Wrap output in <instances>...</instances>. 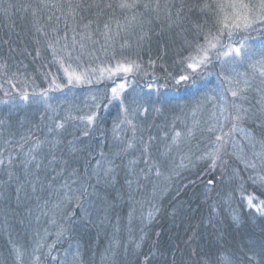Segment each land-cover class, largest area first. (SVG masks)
<instances>
[{
    "label": "trees",
    "instance_id": "16d2710c",
    "mask_svg": "<svg viewBox=\"0 0 264 264\" xmlns=\"http://www.w3.org/2000/svg\"><path fill=\"white\" fill-rule=\"evenodd\" d=\"M217 1L0 0V101L32 100L0 109V264H20V244L29 241L23 195L34 189L38 204L56 209L61 183L66 206L59 226L36 243L33 264H264V178L248 161L228 153L219 157L225 158L222 166L191 164L176 173L157 200L147 192L145 208L139 210L140 188L132 191L139 182L119 173L129 148L122 147L115 162L120 179L100 183L89 174L102 138L115 124L117 113L111 110L120 106L110 97L112 84L77 87L62 76L67 63H86L68 54L82 34L123 32L133 18L141 30L136 53L142 71L165 92L172 91L183 70L177 58L197 35L217 29L222 12ZM122 3L134 6L122 8ZM93 113L97 118L90 125L85 120ZM248 118L243 122L248 135L264 146V119ZM73 170L79 177L74 182L65 176ZM80 175L86 185L67 191V182L80 185ZM93 187L105 197L106 225L98 221L103 209L99 218L83 210ZM249 195L255 206L247 205ZM97 200L95 194L91 202ZM134 206L139 214L128 224ZM12 222L18 238L8 233ZM72 243L74 251L66 259Z\"/></svg>",
    "mask_w": 264,
    "mask_h": 264
},
{
    "label": "rangeland",
    "instance_id": "374dc122",
    "mask_svg": "<svg viewBox=\"0 0 264 264\" xmlns=\"http://www.w3.org/2000/svg\"><path fill=\"white\" fill-rule=\"evenodd\" d=\"M217 2L219 11H222L217 29L197 35L186 53L180 58L176 57L183 70L173 84L172 91L165 92L163 87L155 84L154 79L142 71L136 53L140 50L141 30L137 28L139 22L133 18H130L132 20L129 27L123 32L112 29L82 34L80 41L68 54L78 64L86 63L78 66L71 63L68 66L67 63V66L61 67L66 82L77 87L112 84L110 97L112 101L119 102L120 106L111 110L117 113L114 117L115 124L106 130L105 140L102 138L99 148L100 153L91 165L89 174L100 183L115 181L117 176L120 179L119 173L129 179L135 178L139 184L133 186L132 191L137 192L140 188L137 197L139 210L145 208V194L149 192V198L157 200L159 192L172 182L177 172L184 171L196 162L222 166L225 158L219 157L224 154L230 153L242 162L248 161L256 175L264 178V146L252 135H248L250 132L243 124L251 115L258 117V121L264 119V9L260 8L264 0ZM241 2L249 5L247 15L253 22L247 28H231L229 35V30L223 27L221 21H226L229 25L239 22L236 10L230 5ZM240 14H244L243 10ZM235 48L240 49L239 55L232 51ZM124 68H131V71H124ZM141 78L144 79L143 82ZM234 91L236 96L232 95ZM89 93L91 96L92 93ZM40 99L44 106L47 105L44 99ZM37 100L34 99L35 105L42 107V102ZM59 100L58 98L57 101ZM49 101L52 102L50 97L48 104ZM31 102L29 97L3 100L0 101V109L12 107V104L27 105ZM95 118L97 116L94 113L89 114L85 121L91 125ZM206 135L208 139H205ZM101 137L104 136L101 134ZM124 146L129 148V152L118 173L115 162ZM44 150H49V147H44ZM70 160L78 161V158ZM68 165L66 162L65 166ZM149 165L151 167L147 168ZM77 174L73 170L68 171L65 176L67 180L74 182L75 177L79 179ZM81 177L83 180L79 187L74 188L73 182H67V191L74 189L78 192L84 187L86 178L83 175ZM149 180L152 183L146 182ZM143 182L146 183L144 189ZM147 184H151V187ZM59 187L55 199L56 209L38 204L34 189L23 195V199L28 201L25 213L29 241L20 244V264H33L30 258L36 243L46 239L48 233L59 226V212L64 211L66 205L63 202L67 200L62 183ZM91 192L90 199L83 201L82 207L86 214H98L99 218L107 203L104 202L105 197H102L100 189L93 187ZM95 194L99 200L91 202ZM131 199L133 201L134 197ZM247 205L255 206L253 196H247ZM139 210L134 206L130 217L128 211V224L129 221L132 223L136 220ZM109 213L105 211L98 221L108 224ZM142 221L141 218L140 222ZM120 225L123 226V221ZM7 230L12 238L20 235L16 222H12ZM74 248L75 244L72 243L66 259Z\"/></svg>",
    "mask_w": 264,
    "mask_h": 264
},
{
    "label": "snow or ice",
    "instance_id": "6c2138e0",
    "mask_svg": "<svg viewBox=\"0 0 264 264\" xmlns=\"http://www.w3.org/2000/svg\"><path fill=\"white\" fill-rule=\"evenodd\" d=\"M132 6H134V5H129L127 3H122L120 5V7H122V8L132 7ZM205 6L207 7V5H205ZM230 6L233 9L236 10L235 15L237 17V21H239V22H233L231 25H229L226 21H221V23L223 24V27L225 29H228L229 30V32H228L229 35H231V28H236V29H239L241 27L247 28V27H250L251 24H252V22H253L249 18V16L247 15V11L249 9V5L248 4H245V3H242L241 2V3H233ZM260 8L261 9H264V2H262L260 4ZM241 10H243V12H244L243 15L240 14ZM212 46L215 47V45H212ZM232 51L235 52L237 55H239V53H240V49L239 48L232 49ZM123 70L124 71H131V68H124ZM77 79H79V77H77ZM181 79H185V77H181ZM113 91H115V90H113ZM232 95L233 96H236L237 93L234 91V92H232ZM89 119H91V118H89ZM249 203H251V200L249 201Z\"/></svg>",
    "mask_w": 264,
    "mask_h": 264
}]
</instances>
